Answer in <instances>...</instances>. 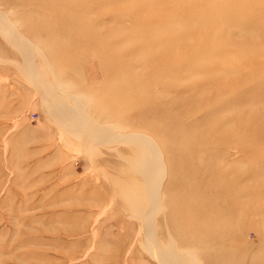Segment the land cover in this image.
<instances>
[{
	"label": "rangeland",
	"instance_id": "obj_1",
	"mask_svg": "<svg viewBox=\"0 0 264 264\" xmlns=\"http://www.w3.org/2000/svg\"><path fill=\"white\" fill-rule=\"evenodd\" d=\"M0 13V264H264V0Z\"/></svg>",
	"mask_w": 264,
	"mask_h": 264
},
{
	"label": "bare ground",
	"instance_id": "obj_2",
	"mask_svg": "<svg viewBox=\"0 0 264 264\" xmlns=\"http://www.w3.org/2000/svg\"><path fill=\"white\" fill-rule=\"evenodd\" d=\"M124 1H126V0H124ZM172 8H173V7H172ZM178 8H181V7H178ZM173 9H174V8H173ZM175 10H176V9H175ZM197 10H198L197 8H195V7L191 8V6H189V7L184 11V14H183V15H184L185 18H189V16L193 18V17L196 15L195 13H197ZM176 11H177V10H176ZM156 13H157V12H156ZM0 14H1V13H0ZM186 14H188L189 16L186 15ZM183 15L180 14V18H183ZM1 16H2V15H1ZM0 18H1V17H0ZM3 18H4V17H3ZM3 18H2V19H3ZM151 18H152V17H151ZM153 19H154V18H152L151 20H153ZM3 20H5V19H3ZM165 22H166V21H165V18H160V19H159V22L157 21V19H156V20H153V23H149V26L146 27V28H147L146 30H148L150 33H153V31H154L153 29H148V28H150V26H151L152 24H157V23H159V24L162 25V24L165 23ZM10 25H11V24H10ZM164 25H165V24H164ZM12 26H14V25H12ZM8 27H9V26H8ZM13 29H15V27H14ZM10 31H11V29H10ZM15 31H16V29H15ZM15 31H14V32H15ZM116 31H117V30H116ZM110 33H111V32H110ZM14 36H15V35H14ZM16 36H17V34H16ZM17 40H19V39L17 38ZM26 48H28L27 45H26ZM28 49H29V48H28ZM28 49H27V50H28ZM24 50H25V49H24ZM27 53H28V52H27ZM30 54H31V53H30ZM28 55H29V53H28ZM129 90H130V89H129ZM144 91H145V90H144ZM146 98H147V97H146ZM146 98H145V99H146ZM152 106H153V105H152ZM149 107H150V106H149ZM147 108H148V107H147ZM67 110H69V109H67ZM67 110H65V111H67ZM62 111H63V110H62ZM70 112H71V111H70ZM155 112H156V111H155ZM64 114H65V113H64V111H63V115H64ZM153 114H154V111H153ZM153 114H152V115H153ZM69 116H71V115H69ZM65 117H66V116H65ZM105 120H106V119H105ZM92 122H93V121H92ZM94 125H96V124H94ZM97 125H98V124H97ZM102 128H104V127H102ZM170 128H171V127H170ZM99 129H100V128H99ZM174 131H175V130H174ZM77 132H78V131H77ZM102 133H103V132H102ZM103 134H104V133H103ZM128 134H129V133H128ZM118 135H119V134H118ZM124 135H125V134H124ZM135 135H136V134H135ZM120 136H121V135H120ZM120 136H119V138H121ZM136 136H138V135H136ZM138 137H139V136H138ZM140 137L144 138L145 140H148V141L152 142V140H150V138H149L148 136H140ZM117 138H118V137H117ZM119 138H118L117 140H119ZM121 139H122V138H121ZM176 143H177V142H176ZM180 149H181V148H180ZM181 155H182V154H181ZM187 160H189V159H187ZM150 163H151V162H150ZM189 163H190V160H189ZM189 163H188V164H189ZM147 164H148V162H147ZM182 166H183V165H182ZM155 170H156V172H157V166H156ZM162 178H163V177H162ZM197 179H198V178H197ZM158 180H159V178H157L156 182H157ZM162 180H163V179H162ZM160 185H161V183H160ZM182 187H183V186H182ZM156 189H157V188H156ZM158 189H159V188H158ZM155 193H158V192L156 191ZM155 193H154V195H155V197H156L157 194H155ZM157 197H158V195H157ZM183 198H184V196H183ZM153 201H154V200H153ZM159 201H160V200H159ZM194 202H195V201H194ZM200 231H201V230H200ZM202 232H203V231H202ZM204 232H205V231H204ZM206 232H207V231H206ZM211 232H212V231H211ZM211 232H210V233H211ZM200 236H201V235H200ZM207 237H208V236H207ZM203 238H204V237H203ZM169 239H170V238H169ZM166 240H167V239H166ZM157 245H158V244H157ZM154 246H156V245H154ZM158 247H159V245H158ZM170 247H171V246H170ZM159 248H160V247H159ZM173 248H174V247H173ZM173 248H171V252H172V253L175 252V254H176L175 249H174V252H173ZM157 249H158V248H157ZM157 249H156V251H157ZM160 250H161V249H160ZM158 251H159V250H158ZM171 252H170V253H171ZM173 256H174V255H173Z\"/></svg>",
	"mask_w": 264,
	"mask_h": 264
}]
</instances>
